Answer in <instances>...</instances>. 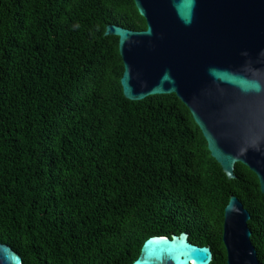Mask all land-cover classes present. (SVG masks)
Returning a JSON list of instances; mask_svg holds the SVG:
<instances>
[{"label":"trees","instance_id":"1","mask_svg":"<svg viewBox=\"0 0 264 264\" xmlns=\"http://www.w3.org/2000/svg\"><path fill=\"white\" fill-rule=\"evenodd\" d=\"M134 0H0V242L23 264H131L153 235L186 232L228 264L232 195L264 264V192L228 178L175 94L125 97L119 37Z\"/></svg>","mask_w":264,"mask_h":264},{"label":"water","instance_id":"2","mask_svg":"<svg viewBox=\"0 0 264 264\" xmlns=\"http://www.w3.org/2000/svg\"><path fill=\"white\" fill-rule=\"evenodd\" d=\"M147 27L117 24L126 98L175 93L190 109L211 155L228 178L241 162L264 192V0H134ZM223 241L228 264H263L252 241L251 213L232 195ZM210 246L182 232L150 236L131 264H211ZM0 264H23L0 242Z\"/></svg>","mask_w":264,"mask_h":264},{"label":"flooded vegetation","instance_id":"3","mask_svg":"<svg viewBox=\"0 0 264 264\" xmlns=\"http://www.w3.org/2000/svg\"><path fill=\"white\" fill-rule=\"evenodd\" d=\"M212 260H213V257H212ZM212 262V261H211Z\"/></svg>","mask_w":264,"mask_h":264}]
</instances>
